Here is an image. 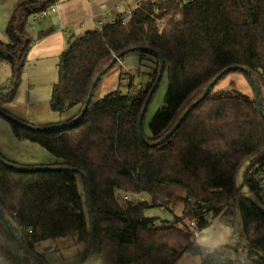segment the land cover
I'll list each match as a JSON object with an SVG mask.
<instances>
[{
  "label": "trees",
  "instance_id": "obj_1",
  "mask_svg": "<svg viewBox=\"0 0 264 264\" xmlns=\"http://www.w3.org/2000/svg\"><path fill=\"white\" fill-rule=\"evenodd\" d=\"M56 3H17L5 25L7 42L0 40V63L11 71L6 93L0 92V117L17 140L38 145L59 161L21 166L0 155V264H45L35 244L67 237L84 246L77 264H174L182 255L199 257V264H264V0H144L126 23L117 16L69 40L59 57L49 108L59 115L75 112L35 128L9 116L3 106L19 86L32 44L28 20ZM131 53L153 58L147 83L132 94L131 79L125 78L126 93L117 88L96 98L101 80ZM158 57L167 89L148 124L149 136L141 137L139 118L158 75ZM230 73L245 78L252 98L234 89L216 90ZM124 76L119 73V86ZM89 93L84 115L74 122ZM120 193L128 194L122 203ZM178 204L183 219L144 216L152 207L173 213ZM227 211L239 219L235 245L228 255L203 252L189 224L195 221L200 233L209 215Z\"/></svg>",
  "mask_w": 264,
  "mask_h": 264
},
{
  "label": "crops",
  "instance_id": "obj_2",
  "mask_svg": "<svg viewBox=\"0 0 264 264\" xmlns=\"http://www.w3.org/2000/svg\"><path fill=\"white\" fill-rule=\"evenodd\" d=\"M58 1L53 5L54 12L28 20L32 44L19 86L12 100L3 106L9 116L35 128L56 124L75 112L59 115L49 108L52 87L58 81L59 57L66 50L68 41L93 31L100 20L114 19L126 10L134 9V0L131 5H127L126 0ZM0 155L21 166H49L59 162L38 145L17 140L3 117H0Z\"/></svg>",
  "mask_w": 264,
  "mask_h": 264
},
{
  "label": "rangeland",
  "instance_id": "obj_3",
  "mask_svg": "<svg viewBox=\"0 0 264 264\" xmlns=\"http://www.w3.org/2000/svg\"><path fill=\"white\" fill-rule=\"evenodd\" d=\"M17 1L18 0H0V40L3 42H7L5 35V20L11 13ZM59 1L61 2L65 0ZM126 3L127 5H131L132 0H126ZM152 60L153 58L146 54L140 55L138 53H131L125 55L118 62L119 69L101 80L96 90V98H101L105 94L114 91L117 88H119L121 92L126 93V86L128 83L125 78L131 79L134 90L130 91L134 94L139 87L144 86L147 83L148 75L151 72H154L155 64ZM0 64L3 65L0 67V92L1 94H4L6 93V88L9 84L7 80L10 77L11 71L6 62H2ZM119 73H123L125 75L120 86L118 85ZM166 89L167 80L166 75L163 74L149 100L146 111L143 115V120L141 121V133L145 137L149 136V122L154 114L163 106ZM218 89H234L249 98L253 97L251 87L245 78L239 73H230L227 75L217 85L216 90ZM235 183L237 187L241 186V172L237 175ZM126 195L128 194L120 193L118 195L120 203L125 200L124 198ZM139 198L146 203H150V199L147 195H142ZM182 209L183 207L181 204H178L173 213L168 210L162 211L159 207H152L145 210L144 216L149 219H156L157 221L172 222L175 221L176 218L183 219V215L181 213ZM233 212V214H231L230 211H227L224 215H209L207 218V225L200 231L198 237L195 239L196 245L203 252H218L221 255H228L229 249L235 245L239 233V219L236 216L235 211ZM182 221L186 222L187 219ZM83 249V244L77 243L74 237L57 240L49 239L41 241L34 246L35 254L42 256L45 264H77L81 260ZM199 263L200 258L197 256L182 255L174 264Z\"/></svg>",
  "mask_w": 264,
  "mask_h": 264
},
{
  "label": "water",
  "instance_id": "obj_4",
  "mask_svg": "<svg viewBox=\"0 0 264 264\" xmlns=\"http://www.w3.org/2000/svg\"><path fill=\"white\" fill-rule=\"evenodd\" d=\"M142 50H145V49H142ZM120 56H122V54H120L119 56H115V57L113 58V60L111 61V63L107 66V68H105V69L103 70V72H102L101 74L105 73L108 69H110V68L112 67V65H113V64L119 59ZM158 59H159V70H158V75H157V77H156V79H155V82H154V84L152 85V87H151V89H150V92H149V94H148V96H147V98H146V100H145V102H144V105H143V108H142V111H141V114H140V118H139V132H140V136H141V137H142V133H141V119H142V117H143V115H144V113H145V111H146V107H147V105H148V103H149V100H150L151 94L154 92L155 88L157 87V84H158V82H159V80H160V78H161V75H162V73H163V69H164L163 59H162L161 57H158ZM231 69H232V70H236L237 67H232ZM239 69H240V71L246 73L247 76H249V74L247 73V71H246L244 68H239ZM227 71H228V69L225 70V72H227ZM101 74H100V75H101ZM100 75L97 76V77L94 79V81H93V83H92V87H95V86H96V84L98 83V81H99V79H100ZM218 79H219V76H218L215 80H213V82H211V83L209 84V86L206 88L204 94L202 95V98L205 97V95L209 92L210 88L213 87V86L215 85V83L217 82ZM250 82H251V85H252V87H253V91H254V93H255L256 99H257V106H258V109H259L261 115H263V114H262V111H261V101H260V99H259V93H258L257 87H256V85L254 84V82H253L252 79L250 80ZM91 96H92V93H89V96H88V98L86 99L85 105H84V107H83V109H82L80 115L75 119L74 122L78 121V120L84 115V113H85V111H86V109H87V106H88V104H89V102H90ZM202 98H201V99H202ZM187 113H188V110H186V111L183 113V115L179 118L178 122L174 125L173 129H172V130L166 135V138L169 137V136L172 134V132H173V131L179 126V124L182 122V120H183L184 117L187 115ZM0 115L3 116V113L0 112ZM6 117H9V116H6ZM159 143H160V142H157L156 144H159ZM45 169H47V168H45ZM71 171H74V172H75V170H71ZM85 185H86V189H87V193H88V197H89V196H90V193H89V187H88V184H87L86 181H85ZM89 206H90V209H91V201H90V197H89ZM0 217H2L1 214H0ZM3 222H4V224H7V221H6L5 219H3ZM93 235H94V227H93V224H92V222H91V228H90V240H91V241L93 240ZM14 239L16 240V243L18 244V246H20V248H22V250H23L26 254H29V255L33 256L32 253H31L30 251L26 250V249L23 247V245L21 244L20 240H19L17 237L14 236Z\"/></svg>",
  "mask_w": 264,
  "mask_h": 264
},
{
  "label": "built area",
  "instance_id": "obj_5",
  "mask_svg": "<svg viewBox=\"0 0 264 264\" xmlns=\"http://www.w3.org/2000/svg\"><path fill=\"white\" fill-rule=\"evenodd\" d=\"M144 0H134V8L140 6V4L143 2ZM56 10L55 6L50 7L49 9L43 11L42 13H40L39 15L33 16L32 18H36V17H43L45 15H47L50 12H54ZM133 9H128L124 12V14H122L119 19L121 20L122 23H126L130 17V14L132 12ZM114 19H107V20H100L97 22L96 24V28H99L100 26H102L105 23H113ZM125 200L127 199V197L124 198ZM188 229L193 233L194 238H197L199 235V231L197 230V226H196V222L192 221L189 226Z\"/></svg>",
  "mask_w": 264,
  "mask_h": 264
}]
</instances>
